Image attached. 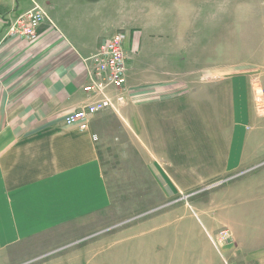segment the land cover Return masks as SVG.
Listing matches in <instances>:
<instances>
[{"label": "crops", "instance_id": "obj_1", "mask_svg": "<svg viewBox=\"0 0 264 264\" xmlns=\"http://www.w3.org/2000/svg\"><path fill=\"white\" fill-rule=\"evenodd\" d=\"M36 4L49 17L37 38L8 34V20ZM114 16L96 0H0V264L15 262L19 244L25 260L33 259L39 255L29 250L50 233L69 225L90 232L92 216L110 212L103 154L120 152L124 138L109 134L112 118L136 164L151 183L170 188L166 194L174 184L189 185L191 170L237 180L218 192L212 207L221 215L200 216L201 226L175 225L173 211L165 210L119 237L103 236L98 246L83 241L51 264H222L205 227L229 222L248 232L252 209L263 207L264 16L244 20L240 33L231 30L230 55L208 62L187 26L177 36L170 28L161 35L131 23L127 13L116 23ZM119 31L125 87L109 89L113 106L87 128L67 124L70 112L96 99L84 91L89 58Z\"/></svg>", "mask_w": 264, "mask_h": 264}, {"label": "rangeland", "instance_id": "obj_2", "mask_svg": "<svg viewBox=\"0 0 264 264\" xmlns=\"http://www.w3.org/2000/svg\"><path fill=\"white\" fill-rule=\"evenodd\" d=\"M96 1H103L106 7L114 12L113 23L118 22V18L127 13L131 23L151 26L152 32L156 30L157 34L161 35L169 32L170 28L174 30L173 35L177 36L182 32V26H187L191 34L198 36L201 46L204 45L206 62L214 60L218 54L223 57L229 56L227 45L232 43L230 31L238 30L240 33L244 20L261 19L264 16V0ZM197 46L198 41L194 48ZM110 88L112 87H109L107 92L111 97ZM115 120V118L109 120L111 124L109 134L114 135L117 140H120L121 135L124 137L121 150L103 154V157L108 158L105 163L109 166L106 171L109 174L113 202L110 212L104 216H92L89 224L94 225V228L90 232L83 233L82 228H78L77 233V229L72 230L76 225H69L50 233L41 247L29 250L31 255H39L33 259L25 260V243L19 244L14 254L15 262L12 264H51L56 262V258L68 257L71 248L83 241H94L98 246L104 237L110 239L119 237L140 220L155 218L154 215L165 210L173 211V224H181L183 221L188 222L190 227L196 224L201 226V223L203 225L201 217L204 218L206 214L209 217L210 214L221 215V212L214 211L212 207H217L218 192H228L227 188L238 176L207 179L203 177L205 174L201 170H191L188 177L189 185L182 190L178 189L180 186L174 184L173 194H166L170 188L167 186L169 190H166L151 183L149 174L139 168V163L136 164L132 144L126 141L129 138L125 137L123 128L117 121L114 122ZM252 171L254 170H247V173ZM135 172H139L140 175H135ZM262 205V209L256 208L253 212V208L251 216L246 217L248 232L238 230L236 225L231 226L229 222L221 224L215 222V228L212 230L205 227L210 242L221 257L222 264H264V199ZM228 213L230 214L229 211ZM75 234L76 238H80L76 239L73 236ZM209 234L215 238L219 248L214 245Z\"/></svg>", "mask_w": 264, "mask_h": 264}, {"label": "built area", "instance_id": "obj_3", "mask_svg": "<svg viewBox=\"0 0 264 264\" xmlns=\"http://www.w3.org/2000/svg\"><path fill=\"white\" fill-rule=\"evenodd\" d=\"M46 11L37 5L19 15L15 19L8 20V34L20 38L35 40L38 29L47 18ZM89 66V82L84 86V91L91 98H96L86 106L69 113L66 116L67 124H79L81 128H87L89 119L97 112L113 106L112 98L107 89L124 88L127 83V57L124 50V34L117 32L107 41L103 42L98 52L93 55ZM85 120V121H83ZM217 247V241L209 234ZM219 248V245L218 247Z\"/></svg>", "mask_w": 264, "mask_h": 264}]
</instances>
